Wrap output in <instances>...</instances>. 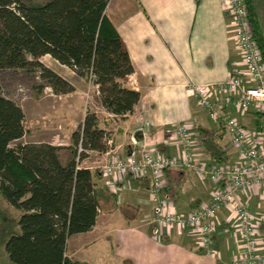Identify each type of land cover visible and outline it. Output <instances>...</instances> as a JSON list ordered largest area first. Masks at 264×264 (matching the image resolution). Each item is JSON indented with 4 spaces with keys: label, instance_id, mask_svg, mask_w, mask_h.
<instances>
[{
    "label": "crops",
    "instance_id": "crops-1",
    "mask_svg": "<svg viewBox=\"0 0 264 264\" xmlns=\"http://www.w3.org/2000/svg\"><path fill=\"white\" fill-rule=\"evenodd\" d=\"M252 5L264 38V0H252ZM105 14L126 44L134 69L126 87L139 92L134 110L142 118L136 123L132 113L116 116L107 112L100 104L98 89L93 87L96 101L91 112L104 131L107 149L86 152L81 166L94 174L99 209L90 231L68 238L65 255L84 264L91 250L92 254L100 251L96 253L97 264H236L240 239L236 219L227 208L216 215L213 253L207 255L192 232L153 224L148 174L109 181L101 170L104 164L140 149L160 157H179V145L171 134L176 123L188 127L197 163L211 167L240 162L223 120L233 119L246 131L254 132L257 109L251 107L241 113L225 107L223 120L218 121L187 93L190 85H220L232 72L243 74L231 17L222 0H109ZM37 60L69 82L74 91L55 95L45 87L42 95L33 98L32 106L45 107L44 116L56 121L58 127L43 138L36 136L37 130L25 128V109L17 104L24 114L25 134L16 143L70 146V136L82 123L88 107L80 96L85 89L82 79L49 55ZM214 101L222 103L223 94L216 92ZM24 137L27 142H22ZM165 183L167 199L183 213L201 208L212 194L227 188V183L202 179L194 169L185 168L167 169ZM239 199L252 215L262 216L264 197L257 188L241 193ZM260 232L264 234V226Z\"/></svg>",
    "mask_w": 264,
    "mask_h": 264
},
{
    "label": "trees",
    "instance_id": "trees-1",
    "mask_svg": "<svg viewBox=\"0 0 264 264\" xmlns=\"http://www.w3.org/2000/svg\"><path fill=\"white\" fill-rule=\"evenodd\" d=\"M109 0H50L33 6L0 0V70L30 68L55 95L73 86L37 59L51 56L79 77H93L101 106L124 116L139 103V92L126 82L134 69L123 39L105 14ZM253 38L264 61V38L252 0H245ZM20 106L0 86V194L20 212V233L7 240L14 264H84L65 255L73 235L90 231L99 209L94 174L81 166L88 151L104 152V131L86 111L67 147L16 143L25 134ZM84 152L76 161L77 146Z\"/></svg>",
    "mask_w": 264,
    "mask_h": 264
},
{
    "label": "built area",
    "instance_id": "built-area-1",
    "mask_svg": "<svg viewBox=\"0 0 264 264\" xmlns=\"http://www.w3.org/2000/svg\"><path fill=\"white\" fill-rule=\"evenodd\" d=\"M223 7L232 19L237 48L241 54L244 72H232L220 85H190L187 93L198 106L208 111L211 118L223 120L222 110L233 107L243 113L254 107L258 111V125L254 132L243 129L235 120L225 119L227 133L239 152L240 162L234 165H214L208 167L197 163L192 152V136L183 123H176L171 134L179 145V157H160L147 149L123 158L114 159L101 167L103 176L109 180L130 175H149L150 201L153 205V224L157 227L189 231L196 235L199 247L207 255L213 253L215 218L218 211L227 208L236 219V231L240 239V249L236 254V264H264V226L262 216L255 217L239 199L241 193L257 188L264 197V61L253 38L248 20L245 0H222ZM93 80V77H90ZM243 81L246 83L243 84ZM97 88V86L95 85ZM216 92L223 94V101H214ZM134 121L141 123V113L132 112ZM84 152L77 146L78 157ZM169 168L194 169L202 179L215 183H227L226 189L212 194L210 201L201 208L183 213L167 199L165 172Z\"/></svg>",
    "mask_w": 264,
    "mask_h": 264
},
{
    "label": "rangeland",
    "instance_id": "rangeland-1",
    "mask_svg": "<svg viewBox=\"0 0 264 264\" xmlns=\"http://www.w3.org/2000/svg\"><path fill=\"white\" fill-rule=\"evenodd\" d=\"M22 1L33 6H41L50 0ZM81 79L85 89L80 96L83 97L82 99H84L85 102H88V107L86 106L87 111L91 112L92 104L96 101L94 99L96 89L93 88L95 85L89 77H81ZM40 84H42V81L39 78V72L30 68L0 70V86L3 94L16 104L23 105L26 113L25 128L29 131L37 130L38 133L36 136H38V138H43V136L55 132L58 127L56 121H50L44 116L45 107L32 106L34 102L33 98H38L42 95V91L37 92L35 88ZM60 100L63 101L64 99L62 98ZM22 142H27V137H24ZM82 159L83 157L80 159V164L82 163ZM19 216L20 212L11 207L0 194V264H14L9 260L5 251V243L9 238L20 233L17 224ZM88 253V261L85 264H97L99 258L96 253H100V251H95L92 254L91 250ZM82 255H86V252H83Z\"/></svg>",
    "mask_w": 264,
    "mask_h": 264
}]
</instances>
